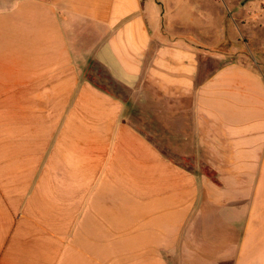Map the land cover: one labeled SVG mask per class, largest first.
Wrapping results in <instances>:
<instances>
[{
	"label": "crops",
	"instance_id": "1",
	"mask_svg": "<svg viewBox=\"0 0 264 264\" xmlns=\"http://www.w3.org/2000/svg\"><path fill=\"white\" fill-rule=\"evenodd\" d=\"M192 2L0 0V264H264V70Z\"/></svg>",
	"mask_w": 264,
	"mask_h": 264
},
{
	"label": "rangeland",
	"instance_id": "2",
	"mask_svg": "<svg viewBox=\"0 0 264 264\" xmlns=\"http://www.w3.org/2000/svg\"><path fill=\"white\" fill-rule=\"evenodd\" d=\"M215 1L217 2L216 7H222L224 11L223 23L225 26H227V32L228 34L230 32L229 35L232 37L229 39L227 38L218 45L207 46V51L216 57H221L207 58L205 61L207 68H216L225 64L226 62L239 61L243 64H248L264 70V30H257V37L249 39V35L252 33V27L256 25V22L250 17L251 14H253L252 12H256L253 11L254 8L251 6V3H247V0ZM255 1L260 2L264 0ZM190 2L191 5H188V8L184 7V9L192 10L194 4L192 0H190ZM184 12L179 14L176 12V15L181 16L180 18H187L186 10H184ZM259 13L260 17L257 19L261 21L262 18H264V15H262L260 11ZM200 17L203 18L202 16ZM191 22L194 21L191 20ZM229 22H231V24L236 27V31L234 28H229ZM261 22L259 24H261ZM190 26H192V23ZM92 79L94 81L96 80L97 84L105 90H109L114 93L119 91L118 87L113 83L112 80H109V82L106 80L107 75L103 70H99L97 73H95Z\"/></svg>",
	"mask_w": 264,
	"mask_h": 264
}]
</instances>
